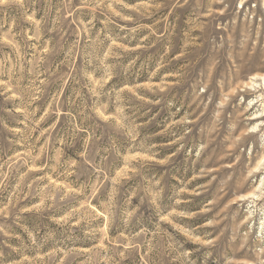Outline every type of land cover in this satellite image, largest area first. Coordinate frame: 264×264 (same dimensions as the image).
Listing matches in <instances>:
<instances>
[{"label":"rangeland","instance_id":"374dc122","mask_svg":"<svg viewBox=\"0 0 264 264\" xmlns=\"http://www.w3.org/2000/svg\"><path fill=\"white\" fill-rule=\"evenodd\" d=\"M264 0H0V264H264Z\"/></svg>","mask_w":264,"mask_h":264},{"label":"bare ground","instance_id":"6f19581e","mask_svg":"<svg viewBox=\"0 0 264 264\" xmlns=\"http://www.w3.org/2000/svg\"><path fill=\"white\" fill-rule=\"evenodd\" d=\"M263 83H264V78L262 79Z\"/></svg>","mask_w":264,"mask_h":264}]
</instances>
